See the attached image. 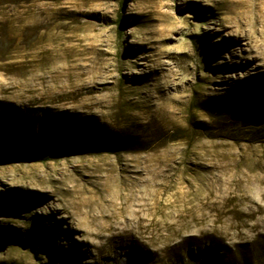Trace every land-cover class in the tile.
I'll use <instances>...</instances> for the list:
<instances>
[{"label":"rangeland","instance_id":"obj_1","mask_svg":"<svg viewBox=\"0 0 264 264\" xmlns=\"http://www.w3.org/2000/svg\"><path fill=\"white\" fill-rule=\"evenodd\" d=\"M246 20L264 0H0V264H264Z\"/></svg>","mask_w":264,"mask_h":264},{"label":"bare ground","instance_id":"obj_2","mask_svg":"<svg viewBox=\"0 0 264 264\" xmlns=\"http://www.w3.org/2000/svg\"><path fill=\"white\" fill-rule=\"evenodd\" d=\"M247 19V18H246ZM245 24H247V27L245 28V31H246V36L250 39V40H252V41H254L255 43H261V42H263L264 41V38L259 34L257 37L254 35V31H256L255 30V28L257 27L256 26V24H255V22L254 21H251V20H246L245 21ZM261 26V25H260ZM263 27V26H262ZM239 28H238V26H237V28H236V30L235 31H237ZM260 31L262 32V29H260ZM241 49V48H240ZM238 52H240V50H238V49H236ZM239 56H241L242 57V55L240 54ZM262 59H264V48H261L260 50H258V51H256L253 55H252V57H251V59H250V61H248V62H254L255 60H259L258 61V66H263V64H264V62H262ZM109 161V160H108ZM106 163V162H105ZM119 172H121L120 174V182L124 185V189H125V180H126V173L128 172V169H127V167L124 165V164H121L120 165V167H119ZM140 174V172H137V174ZM56 203V202H55ZM73 213V212H72ZM77 217V216H76ZM78 219V218H77ZM78 220H81V219H78ZM77 224L78 223H76V225L75 226H77ZM78 227V226H77Z\"/></svg>","mask_w":264,"mask_h":264}]
</instances>
